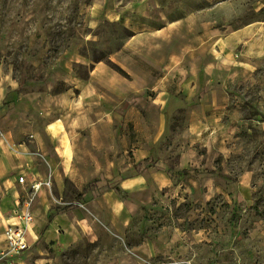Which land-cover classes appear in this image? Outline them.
Wrapping results in <instances>:
<instances>
[{
    "label": "rangeland",
    "instance_id": "374dc122",
    "mask_svg": "<svg viewBox=\"0 0 264 264\" xmlns=\"http://www.w3.org/2000/svg\"><path fill=\"white\" fill-rule=\"evenodd\" d=\"M263 18L264 0H0V140L22 200L42 182L62 216L36 257L264 264V57L224 62L205 34ZM118 171L153 177L148 204L123 206Z\"/></svg>",
    "mask_w": 264,
    "mask_h": 264
},
{
    "label": "crops",
    "instance_id": "0c3cea01",
    "mask_svg": "<svg viewBox=\"0 0 264 264\" xmlns=\"http://www.w3.org/2000/svg\"><path fill=\"white\" fill-rule=\"evenodd\" d=\"M203 26L208 28L207 25ZM205 34L209 36L207 38L211 37L216 40L215 48L218 52L221 51L224 62H232L233 60L236 62L237 59L251 61L264 57V18L229 32H223V30L216 27L209 28ZM12 122L14 123V121ZM23 162L22 159L15 157L12 145L6 137L5 141L0 140V248L5 245L4 233L6 226L17 221L14 216V211L18 204L23 201L19 192V185H22V183L19 182V178L25 175L17 177L13 174L14 168H22ZM111 178L113 181L117 180L115 185L118 184L129 192V201L123 203V206H125L129 212H131L129 208H133L135 204L138 206L148 204V199L152 197L153 192L156 190L153 177H147V174L131 172L130 175L126 177V175H122L121 172L118 171L117 174L113 175ZM26 179L28 181L27 177ZM105 197L106 195H101L98 199L99 203L101 207L106 210L112 222H115V218L116 220L119 219V211L113 212L110 208H107ZM127 203L130 206L126 205ZM50 207H52L50 193L49 190L44 187L38 194L37 205L33 207L34 223L29 228L28 234L29 243L31 245L30 249L24 254V257L18 264H51L52 261L50 258L46 256L36 257L33 250V246L36 242L44 241L49 243L58 237L56 229L53 227L56 224L55 222L61 220L62 216L58 213H50ZM116 210H118V206ZM51 215L54 216L53 220L49 218ZM60 243L61 242L56 245Z\"/></svg>",
    "mask_w": 264,
    "mask_h": 264
},
{
    "label": "built area",
    "instance_id": "2783aa9c",
    "mask_svg": "<svg viewBox=\"0 0 264 264\" xmlns=\"http://www.w3.org/2000/svg\"><path fill=\"white\" fill-rule=\"evenodd\" d=\"M19 182L22 184L27 182L26 177L21 176ZM45 185L36 180L31 182L35 196ZM35 196L18 204L14 211L17 221L6 226L4 233L5 245L0 248V264H18L30 249L28 234L29 228L34 223L32 204L36 198Z\"/></svg>",
    "mask_w": 264,
    "mask_h": 264
},
{
    "label": "trees",
    "instance_id": "16d2710c",
    "mask_svg": "<svg viewBox=\"0 0 264 264\" xmlns=\"http://www.w3.org/2000/svg\"><path fill=\"white\" fill-rule=\"evenodd\" d=\"M88 187H89V186H88ZM88 187L86 188V190L88 189ZM49 218H50V220H53L54 216L51 215Z\"/></svg>",
    "mask_w": 264,
    "mask_h": 264
}]
</instances>
